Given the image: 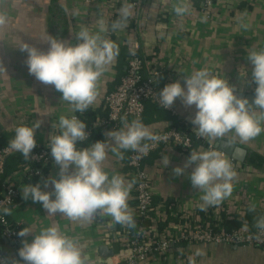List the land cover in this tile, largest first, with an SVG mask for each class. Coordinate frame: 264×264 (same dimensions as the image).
<instances>
[{
  "label": "crops",
  "instance_id": "1",
  "mask_svg": "<svg viewBox=\"0 0 264 264\" xmlns=\"http://www.w3.org/2000/svg\"><path fill=\"white\" fill-rule=\"evenodd\" d=\"M125 4L131 6L132 13L127 27L117 30L114 38L109 31L104 33L106 38L118 44L120 52L101 76L99 95L89 107L97 112V122L106 116L105 97L116 89L126 72V57L133 42L140 46L143 75L148 76L153 69L159 70V91L176 81L183 85L186 76L207 69L235 85L238 95L255 94L257 85L252 82L251 75L253 65L247 55L248 49H264V0H214L211 9L205 8L203 0H0V16L6 18V23L0 25V148L14 138L16 127L33 126L38 120L42 123L36 131V140L39 144L46 143L52 134L59 133L61 116L71 118L78 113L53 85H45L29 74L25 63L27 53L21 52L20 46L28 43L47 51L50 37L76 44L79 42L76 35L82 28L96 32L97 21L101 19L108 26L114 15L120 17V9ZM182 4H187L189 11L177 15L175 8ZM246 71L245 78L241 73ZM171 109L176 114L148 102L140 122L157 134L181 120L196 133L191 123L197 111L194 105L188 107L177 98ZM126 120L129 124L134 121ZM124 123L125 120L116 127H101L103 140L109 144L103 167L110 177L120 175L126 182L134 181L128 200L132 211L135 180L128 167L131 150H120L123 153V159H120L110 150L113 142L105 135L108 131L124 130ZM224 139L238 142L253 155L249 159L248 153L244 168L235 170L233 192L219 204L223 207L221 217L225 215L228 220L237 218L241 221L243 208L247 210L254 204L255 208L264 209V132L247 142H241L234 132L226 134ZM217 140L208 142L216 147ZM193 151H206V147L196 145ZM190 154L177 147L165 146L145 160L144 166L151 175L155 207L162 206L167 200L188 208L196 202L202 203L203 192L194 189L189 179L195 165L180 176L173 172L177 166L183 167ZM165 156L170 160L167 166L163 162ZM42 171L43 176L30 179L17 171L6 175L19 190L9 219L19 226V232L29 226L33 230L28 236L20 237V247L25 240L31 242L42 229L56 226L62 234L78 242L89 264H123L116 253L107 259L100 254L102 246L116 247L111 242L123 226L115 223L112 217L98 212L90 222L71 220L59 213L49 215L41 203L23 198L22 188L27 184L40 183L43 190L52 191L51 185L44 188L43 182L49 177L58 178L59 166L52 160L49 168L44 170L42 167ZM217 210L218 205L210 206L209 216L214 218ZM2 243L11 264L14 260L24 264L17 249L12 248L4 237ZM197 252L201 254L197 255ZM141 264H264V247L194 244L181 246L170 254Z\"/></svg>",
  "mask_w": 264,
  "mask_h": 264
},
{
  "label": "clouds",
  "instance_id": "2",
  "mask_svg": "<svg viewBox=\"0 0 264 264\" xmlns=\"http://www.w3.org/2000/svg\"><path fill=\"white\" fill-rule=\"evenodd\" d=\"M187 4L175 8L177 15L188 12ZM131 6L125 4L120 9V18L113 21L111 31L115 32L127 27L131 16ZM6 18L0 16V25ZM98 31L92 32L87 27L76 35V44L50 37L49 48L42 51L35 46L24 43L20 51L27 53L25 61L29 74L45 85H53L62 93L72 110L84 113L96 101L99 95L98 82L108 67L119 56V46L104 33L108 26L101 19L97 21ZM247 27V26H245ZM135 55L134 52H132ZM248 61L253 65L252 82L255 88V99L250 103L248 98L237 94L235 85L227 79L213 75L207 69L194 71L186 76L184 84L176 81L167 84L159 93L160 104L170 109L177 98L183 103L196 108L191 123L198 136L212 140L222 139L228 133H235L241 142H247L264 132V49H248ZM243 77H247V71ZM255 105V107L253 106ZM41 121L33 126L16 127L15 136L9 141V147L20 152L28 160L37 146L36 131ZM56 128V125L53 124ZM59 134H52L49 147L55 163L59 166V175L49 177L43 187L49 185L52 191H45L41 184H27L22 188L25 200L41 203L49 215L57 213L71 220L90 222L99 212L112 217L117 224L135 228L136 222L129 207V196L133 182H126L120 175H111L105 171L103 163L107 158L109 144L97 141L90 147L78 148V142L88 140L87 124L75 115L71 118H59ZM105 135L113 142L111 151L123 159L120 150H132L147 154L154 144L143 141L159 142L166 137L153 134L139 120L130 124L125 118L124 130H112ZM233 143L232 140L228 141ZM165 166L170 163L163 157ZM195 165L189 179L194 189L203 192L200 197L201 211L219 205L231 196L232 181L236 177L229 159L215 150L192 151L183 165L173 169L180 176L186 169ZM53 197H55L53 199ZM255 211V205H250ZM4 215H10L11 209L4 208ZM256 227L264 233V217L256 221ZM33 230L31 226L23 228L18 235L26 237ZM259 240V236L256 237ZM197 252V255H200ZM18 255L24 264H89L88 257L82 253L78 242L60 232L56 226L42 229L35 234L31 242L23 241ZM13 264H20L14 260Z\"/></svg>",
  "mask_w": 264,
  "mask_h": 264
},
{
  "label": "built area",
  "instance_id": "3",
  "mask_svg": "<svg viewBox=\"0 0 264 264\" xmlns=\"http://www.w3.org/2000/svg\"><path fill=\"white\" fill-rule=\"evenodd\" d=\"M203 1L205 8H212L214 0ZM128 51L129 58L126 72L116 89L105 97L104 111L106 116L96 122V127H116L125 118L140 121L148 102L176 114L171 108L166 109L160 104L159 92L156 86V81L160 76L159 70L153 69L148 76H144V61L139 54V44L137 42L130 43ZM73 115L80 119L79 113ZM86 131L90 138L92 130L86 129ZM156 135L166 137V139L159 142L147 141L146 143L154 144L147 154L131 150L129 156L128 167L131 176L135 180L134 200L136 205L133 206L132 211L136 212L143 222L148 221L149 224L143 223L136 232L125 228L126 226L121 227V230L118 231L111 242L119 248L118 252H115L119 262L123 264H141L149 259L170 254L181 246L189 247L194 244L264 247V233H261L258 228L254 231L251 230L247 223L242 220L246 214L245 208L240 214L243 225L239 228L227 230L223 226L224 220L221 217L223 207L219 205L214 218L209 216V207L207 211H202L204 214L200 212V202H196L192 208H188L183 204L179 205L177 202L155 207L151 190V175L144 166L145 160L152 152L165 146L177 147L184 153H191L194 150L192 137L174 127ZM197 138L207 143L206 151L221 152L224 157L231 161L234 170L244 168V163L217 149L206 138L198 135ZM48 144L49 140L43 144L37 142L30 162L19 166L17 172L21 173L25 179L43 176L42 167L49 166L50 162L54 160ZM18 154L21 153L12 150L9 144L0 148V234L12 248L17 249L19 252L21 248L20 236L18 235L19 226L13 224L9 216L4 215L2 212L4 208L11 209L19 196L18 188L6 176L8 160ZM257 236L260 237L259 240L256 238ZM179 257L183 260L181 256ZM0 264H11L5 255L1 240Z\"/></svg>",
  "mask_w": 264,
  "mask_h": 264
},
{
  "label": "trees",
  "instance_id": "4",
  "mask_svg": "<svg viewBox=\"0 0 264 264\" xmlns=\"http://www.w3.org/2000/svg\"><path fill=\"white\" fill-rule=\"evenodd\" d=\"M119 18L120 17L118 15H114L113 18L111 19V21L108 24L109 34L113 38L115 37L116 31L115 32L111 31V24H112L113 21H115V20H117ZM128 58H129V51H128V54H127V57H126V63L128 62ZM156 86H157L158 92L160 93L158 80L156 81ZM156 107L158 109H163V108H161L159 106H156ZM78 113H79L80 119L87 124V128L86 129L92 130V135H91V137L88 140L83 141V142H78L77 147L82 149L84 147H89L91 144H93V143H95L97 141H104L103 137L101 135V131H102L103 128L95 126L96 122H97V112L89 108L84 113H80V112H78ZM172 127L176 128V129H178V130H180L182 132L188 133L193 139L194 147L196 145H198V146L200 145V146H202L204 148L207 146V143L205 141H202V140L198 139L197 138V134L194 133V132H191L186 127L185 123L182 122L181 120H176V122L173 124ZM29 160L30 159L26 160L23 157L22 154H18V155L12 156L7 162L6 175H10L11 173H14L15 171L18 170L20 165L30 162ZM47 168H49V166H45L44 170H46ZM134 196H135V192H134ZM170 202H171V200H167V201H164L163 204L167 205ZM132 203H133V206L136 205V201L135 200H133ZM132 213H133V216H134V219H135V222H136V227L135 228H129L132 232H136L143 223L149 224L148 221L147 222H143L142 219L139 217V215H137L136 212L132 211ZM260 217H264V209L255 208V211H250V206H248L247 210H246V214H245V216H244V218L242 220H244L247 223V225L250 227V229L254 231V230L257 229L256 221ZM223 220H224L223 226L227 230L239 228V227H241L243 225V222L238 220L237 218H234L232 220H228L227 217L225 215H223ZM125 228H128V227L126 226ZM0 233H1V229H0ZM0 240H1V242H3L2 234H0ZM113 249H114V251L116 253L119 250L118 247H114Z\"/></svg>",
  "mask_w": 264,
  "mask_h": 264
},
{
  "label": "water",
  "instance_id": "5",
  "mask_svg": "<svg viewBox=\"0 0 264 264\" xmlns=\"http://www.w3.org/2000/svg\"><path fill=\"white\" fill-rule=\"evenodd\" d=\"M239 96L241 97H245L248 98L250 103L252 101H254L255 99V94H239ZM255 107V105H253ZM232 140V139H218L216 142V147L221 150L224 151L225 153H227L228 155L232 156L233 158H235L237 161L241 162V163H245L246 162V158L248 153L250 154L249 159H251L253 157L252 155V151L242 148L239 146L238 142L233 141V143L229 144L228 141ZM251 160H248V163H250ZM100 254L102 256L103 259H107L109 257H113L115 254V251L113 249H111L109 246H102L100 248Z\"/></svg>",
  "mask_w": 264,
  "mask_h": 264
}]
</instances>
